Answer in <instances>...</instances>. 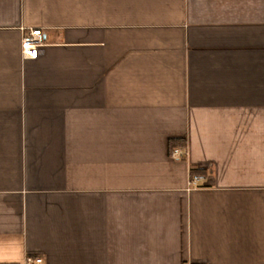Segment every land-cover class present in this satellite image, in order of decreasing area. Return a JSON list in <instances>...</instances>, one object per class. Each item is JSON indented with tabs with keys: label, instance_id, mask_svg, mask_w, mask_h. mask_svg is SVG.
Wrapping results in <instances>:
<instances>
[{
	"label": "crops",
	"instance_id": "crops-1",
	"mask_svg": "<svg viewBox=\"0 0 264 264\" xmlns=\"http://www.w3.org/2000/svg\"><path fill=\"white\" fill-rule=\"evenodd\" d=\"M28 257L264 264V0H0V264Z\"/></svg>",
	"mask_w": 264,
	"mask_h": 264
},
{
	"label": "built area",
	"instance_id": "built-area-1",
	"mask_svg": "<svg viewBox=\"0 0 264 264\" xmlns=\"http://www.w3.org/2000/svg\"><path fill=\"white\" fill-rule=\"evenodd\" d=\"M44 47V35L41 30H33L26 33L22 40V58L24 60H36L40 55L41 48ZM187 156L185 149L176 148L172 151V157L176 160L184 159ZM204 182V177L200 175L191 176L189 186L191 188L200 187ZM25 264H44L42 258L28 257Z\"/></svg>",
	"mask_w": 264,
	"mask_h": 264
},
{
	"label": "trees",
	"instance_id": "trees-1",
	"mask_svg": "<svg viewBox=\"0 0 264 264\" xmlns=\"http://www.w3.org/2000/svg\"><path fill=\"white\" fill-rule=\"evenodd\" d=\"M176 147H177V144L174 143L172 145V149H175ZM200 174H202L200 171H192L193 176L200 175Z\"/></svg>",
	"mask_w": 264,
	"mask_h": 264
}]
</instances>
